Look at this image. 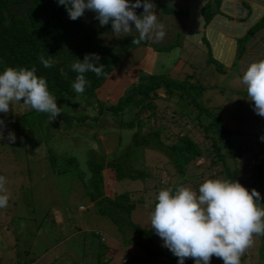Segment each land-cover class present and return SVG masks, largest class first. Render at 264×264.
<instances>
[{
  "label": "rangeland",
  "instance_id": "obj_1",
  "mask_svg": "<svg viewBox=\"0 0 264 264\" xmlns=\"http://www.w3.org/2000/svg\"><path fill=\"white\" fill-rule=\"evenodd\" d=\"M168 1L176 3L175 0H159V3L167 7ZM161 10L164 9L156 3L155 13L158 17L164 15ZM89 13L86 11L81 18L84 23L88 21ZM142 13L143 8L137 15ZM132 28L130 33L116 35L110 27L97 34L95 39L102 45H109L124 36L139 35L134 30V24ZM165 31L166 35L159 43L153 39L144 49L138 46L118 54L112 77L102 87L106 94L101 99L99 93L97 101L102 104L114 103L133 82L148 75L162 74L179 81L185 74H191L200 80L195 93L199 97L196 98L197 104L202 107L220 105V122L213 125H223L224 130L228 131L219 135L221 152H232L233 147L239 145L257 152L260 144H264L260 139L264 136V117L253 111V102L248 100L246 87L241 80L229 72L213 76L218 87H205L202 79L208 72V66L200 65L202 61L198 53L184 43L182 49L181 44L172 52L162 50L172 42L178 44L180 41V36L176 40L174 35L168 37L166 27ZM178 50L179 53L176 52ZM187 56L194 60L186 61ZM130 59L138 61L132 68L128 63ZM22 103H14L7 114L0 113V119L6 125L4 138L0 139V175L7 179L10 196L8 205L0 208V264H23L34 258L35 264H105L108 261L109 249L101 246L103 237L95 227L110 222L99 214L97 208L100 205L96 201L90 202L88 196V193H92L89 185L92 165H99L106 174L102 190L106 191V196L127 193L134 204L129 221L121 223L120 230L113 223L109 224L111 234L105 235H110L122 250L146 256L145 259L139 258L137 264H178V258L163 246V240L151 228L149 220H145L148 217L146 212L154 210L160 190L172 188L175 183L185 180L186 176L196 179L201 169L195 168L186 171L187 175H180L162 152L131 148L132 130L121 127L120 123L128 122L133 110L125 107L120 117L105 109L95 115L96 111L88 99L76 93L72 85L58 98L61 118H42L35 110L27 113L28 109L25 110ZM152 104L157 115L162 114L160 119L169 124L171 132L181 127L165 121L171 115L169 110L174 111L175 119H178L192 107L184 100L176 103L174 97L168 101L156 97ZM162 107L168 108V113H162ZM148 127L147 124L144 129ZM214 127L208 134L217 133ZM9 131L16 136L14 143L7 139ZM190 134L197 141L203 138L199 129L190 130ZM126 153L130 167L138 170L142 178L110 180L112 173L108 164ZM249 155L246 152L245 158ZM67 159L74 162L68 163ZM233 164H237L236 160L229 158L227 165L231 168ZM214 173L218 172L215 170ZM191 181L183 185L195 190ZM260 195V203L264 205V192L261 191ZM129 222L138 229L150 230V233L136 232L138 230L131 227ZM115 255L114 249H110V257ZM262 255L264 236L254 237L253 246L241 257V264H264ZM184 264H195V261L187 258ZM210 264H223V260L213 256Z\"/></svg>",
  "mask_w": 264,
  "mask_h": 264
},
{
  "label": "trees",
  "instance_id": "obj_2",
  "mask_svg": "<svg viewBox=\"0 0 264 264\" xmlns=\"http://www.w3.org/2000/svg\"><path fill=\"white\" fill-rule=\"evenodd\" d=\"M141 10L142 8L136 9V14ZM168 10L170 11V9ZM110 27L111 22L102 27L95 19V13L92 12L89 13L88 21L85 23L81 18L72 21L68 17L65 6H58L55 0H0V73H3L7 67H24L29 70L35 68L37 76L47 80L49 91L58 101L59 96L66 92L76 80L77 73L71 70V65L76 59L83 61L86 54L96 53L100 57L99 63L105 67L104 73L100 77L92 72L85 73V78L90 82V86H87L81 93L93 106L92 108L96 111L95 115L99 114L101 109H105L120 117L123 115L125 107H130L133 110L131 118L128 122L122 123L123 125L120 123V125L132 130L131 148H148L162 152L169 158L174 169L180 175H187L186 171L195 168L201 169L197 173L196 179L186 176L185 180L182 179L179 183H175L173 189L192 180L193 187L195 186V190H198L199 185L206 179H215V175H219L220 178L239 182L250 192L252 189H256L259 193L264 192V161L250 169L249 179H246L243 175L247 170L240 161L242 160L241 156H245L246 152L252 153V148L239 145V147L234 146L232 152H221L218 146L219 135L228 131L224 130L223 125L215 127L213 125L220 122L219 116L222 113L219 111L220 105L202 107L197 104L198 96L195 93L200 85V80L191 74H185V77L179 81L162 74L148 75L145 79L133 82L124 95L117 98L114 103L102 104L97 101L99 93L101 99H103V94H106V90L102 91V87L108 82L109 77H112L118 54L146 44L145 41H141L139 44L132 43L138 37L131 35L124 36L109 45L97 42L96 35ZM41 56L46 59L50 58L52 67L45 68L40 62ZM244 63L242 66L245 67L242 71L237 70L239 74H243L246 66L249 65L247 62ZM214 70L216 74H222L225 69L215 64ZM157 90L164 93V98H162L164 100L168 101L174 97L176 103L182 100L189 105L191 103V111L189 109L178 119H175L176 113L169 110L171 115L165 121L180 126L179 130L175 129L171 132L169 124H165L160 119L162 114L157 115L152 104V100L157 97L155 95ZM164 111L168 113V108L162 107L161 112ZM26 112L33 113L35 111L28 109ZM36 114L42 118L49 117L46 113L36 112ZM61 117L62 113L56 119ZM147 124L149 127L145 130ZM221 126L222 129H220ZM213 127L217 133L208 134V131ZM198 129L203 133L201 141H197L190 134V130ZM263 150L264 144H260L258 151ZM127 153L108 164L112 173L110 180L142 178L143 175L138 170L130 167ZM229 158L235 159L237 163L233 164L231 168L227 165ZM202 160L204 163H200ZM67 162L73 163L74 161L67 159ZM214 168L219 170L215 175L211 173ZM90 171L89 185L92 193H88L89 201H96L100 205L97 208L99 214L107 217L110 224L113 223L117 230H120L121 223L129 221V213L134 204L130 201L127 193H113L110 197L106 196V191H102L106 181V174H103L102 167L92 165ZM129 225L136 228L138 230L136 232L150 233V230L138 229L130 222ZM101 246L104 247L105 244L103 243ZM112 258L111 256L110 259ZM35 259H30L23 264H35Z\"/></svg>",
  "mask_w": 264,
  "mask_h": 264
},
{
  "label": "clouds",
  "instance_id": "obj_3",
  "mask_svg": "<svg viewBox=\"0 0 264 264\" xmlns=\"http://www.w3.org/2000/svg\"><path fill=\"white\" fill-rule=\"evenodd\" d=\"M55 2L65 6L72 21L82 18L86 11L95 13V19L102 27L111 22L116 35L132 32L134 24L139 37L132 43L139 44L148 39L159 42L166 35L152 0ZM138 8H143L141 15L136 14ZM99 61V55L92 53L86 54L83 61L76 59L71 65V70L77 73L72 85L76 93H83L90 86L85 73L92 72L97 77L103 75L105 67ZM40 62L45 68L52 67L50 58L41 56ZM241 83L246 87L248 100L253 102L255 114L264 117V60L250 63L243 72ZM21 101L28 109L48 114L50 120L61 114L47 80L37 76L35 68L7 67L0 73V113H9L13 104ZM5 128L4 120L0 119V139L4 138ZM7 139L14 143L16 136L9 131ZM260 139L264 142V136ZM6 185V177L0 175V208L6 207L10 199ZM260 200L261 195L256 189L250 192L237 181L206 179L198 190L184 185L160 190L150 213V224L163 240V246L178 258V264H184L187 258L193 259L195 264H210L213 256L222 259L223 264H241V257L253 246L254 237L264 236V205ZM102 241L105 244L104 239Z\"/></svg>",
  "mask_w": 264,
  "mask_h": 264
},
{
  "label": "crops",
  "instance_id": "obj_4",
  "mask_svg": "<svg viewBox=\"0 0 264 264\" xmlns=\"http://www.w3.org/2000/svg\"><path fill=\"white\" fill-rule=\"evenodd\" d=\"M152 2L164 9L161 10L164 15H160L158 21L168 29V37L174 35L177 40L180 36L178 44L174 41L163 49L172 52L184 43L197 52L199 60L202 61L200 65L208 66V72L202 79L205 87L219 86L214 83L213 78L214 75H221L215 73V64L225 69L223 75L233 72L235 77L241 80L243 74H239L237 70L242 71L245 67L242 66L244 62L250 64L264 60V0H175L176 3L168 1L167 7L159 3V0ZM131 36L139 37V35ZM152 40H145V43ZM146 44L142 45L143 49ZM182 48L183 44L180 49ZM176 52L179 53V50ZM183 58L186 59L185 56ZM175 59L179 60L180 57ZM191 59L194 60L187 56L186 61ZM128 63L132 68L138 61L130 59ZM156 96L164 98V93L158 91ZM214 171H212L213 175H215ZM217 176L220 178L219 175ZM146 214L150 216V213L146 212ZM148 217L145 220L150 222ZM109 224L103 223L100 227H95L102 234L104 247L109 249L108 261L105 264H137L139 258L145 259L144 255H135L130 253L131 251L122 250L110 235H105L111 234ZM110 249H114L116 254L112 259H110Z\"/></svg>",
  "mask_w": 264,
  "mask_h": 264
},
{
  "label": "built area",
  "instance_id": "obj_5",
  "mask_svg": "<svg viewBox=\"0 0 264 264\" xmlns=\"http://www.w3.org/2000/svg\"><path fill=\"white\" fill-rule=\"evenodd\" d=\"M263 161H264V150L254 155H251L246 159L242 157L241 163L244 166V168L247 170L245 176L249 178L250 175L249 170Z\"/></svg>",
  "mask_w": 264,
  "mask_h": 264
},
{
  "label": "water",
  "instance_id": "obj_6",
  "mask_svg": "<svg viewBox=\"0 0 264 264\" xmlns=\"http://www.w3.org/2000/svg\"><path fill=\"white\" fill-rule=\"evenodd\" d=\"M216 171H218V169H216ZM219 178L217 175H216V179Z\"/></svg>",
  "mask_w": 264,
  "mask_h": 264
}]
</instances>
